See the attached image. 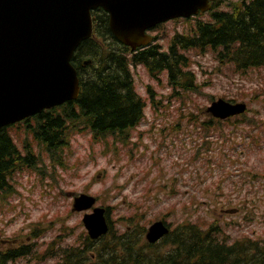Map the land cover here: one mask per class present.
I'll list each match as a JSON object with an SVG mask.
<instances>
[{"label": "rangeland", "instance_id": "374dc122", "mask_svg": "<svg viewBox=\"0 0 264 264\" xmlns=\"http://www.w3.org/2000/svg\"><path fill=\"white\" fill-rule=\"evenodd\" d=\"M198 19L212 20L211 10L187 21L167 22L150 34L166 48L163 37L185 32ZM190 55L199 91L174 94L166 72L153 76L143 65H132L137 92L146 105L143 120L129 131L125 142L111 134L95 138L88 128L68 129L64 164L54 162V169L49 153L32 135L20 131L18 137L11 131L22 150L28 141L38 166L47 167L16 172L15 192L0 198L1 251L26 241L37 242L36 252L50 243L60 248L79 243L87 232L82 218L92 211L72 209L74 198L82 193L96 196V206L111 207L109 219L118 234L130 227L148 229L165 215L173 228L180 223L218 222L231 241L250 236L264 242V68L241 73L209 50H192ZM210 95L247 103V115L258 118L262 126L256 129L262 149L251 146L252 138L245 135L248 125L236 116L243 120L239 128L225 127L231 138L218 140L219 131L214 130L211 149L197 153L203 132L200 122L211 118ZM37 226L43 230L33 237L31 231ZM29 257L16 264L56 261Z\"/></svg>", "mask_w": 264, "mask_h": 264}, {"label": "trees", "instance_id": "16d2710c", "mask_svg": "<svg viewBox=\"0 0 264 264\" xmlns=\"http://www.w3.org/2000/svg\"><path fill=\"white\" fill-rule=\"evenodd\" d=\"M223 5L227 8L224 9ZM211 15L212 20L198 19L185 32L176 31L170 38L163 37L168 42L166 48L155 42L134 52L115 38L107 12L102 8L94 10V34L79 45L71 60L81 81L78 99L46 110L26 126L13 130L14 133L19 134L18 137L20 131L26 136L32 135L49 153L55 169L54 162L64 164L62 155L68 144V129L74 131L77 126L82 131L88 128L95 138L111 134L125 142L129 139V131L141 123L146 103L137 92L132 65H143L153 76L166 72L174 94L199 91L200 84L192 69V50H209L216 59L232 64L237 72L264 68V0H215ZM185 20L188 19L175 22ZM149 91L152 93L151 86ZM210 97L215 99L213 95ZM240 117L248 125L245 135L252 138L251 146L262 149L261 135L256 132L262 128L260 120L249 117L247 112ZM240 117L221 120L211 115L208 120L200 122L203 132L197 153L211 149L214 130L219 131L218 140L225 142L231 138L225 127L230 124L238 129L239 122L243 121ZM14 133L8 129L0 130V198L15 192L16 172L25 167L37 170L47 167L45 163L38 166V156L28 141H24L22 150ZM106 208L112 236L102 238L100 243L87 236V256L90 261L95 259V264H264V242L250 236L231 241L218 222L208 225L180 223L161 244L175 245L171 253L167 256L147 253L144 248L153 244L138 247V238L131 236V231L118 234L109 219L111 207ZM41 230L42 227L37 226L31 234L37 237ZM146 231L143 228L140 234ZM37 246V242L26 241L14 248L0 250V264H16L19 258H30L31 255H35L32 259L46 262L47 257L54 256L51 243L42 252H36ZM78 249L72 245L62 250V255L69 258L68 264H78L76 257L86 255L85 250L83 253Z\"/></svg>", "mask_w": 264, "mask_h": 264}, {"label": "water", "instance_id": "95a60500", "mask_svg": "<svg viewBox=\"0 0 264 264\" xmlns=\"http://www.w3.org/2000/svg\"><path fill=\"white\" fill-rule=\"evenodd\" d=\"M213 0H0V129L46 109L75 101L80 94L78 71L71 63L79 45L94 34L93 11L103 8L115 38L133 51L154 39L150 29L176 18L211 9ZM244 102L219 98L207 108L214 117L243 114ZM96 197L76 196L74 211L85 213L89 236L109 230L106 208ZM169 232L153 223L147 239L154 243Z\"/></svg>", "mask_w": 264, "mask_h": 264}, {"label": "flooded vegetation", "instance_id": "af4514ba", "mask_svg": "<svg viewBox=\"0 0 264 264\" xmlns=\"http://www.w3.org/2000/svg\"><path fill=\"white\" fill-rule=\"evenodd\" d=\"M38 115H35V116H33V117H31L30 119H27V120H24V121H21V122H18V123H16V124H14V125H11V126H9L7 129L8 130H17V129H19V128H21V127H24V126H26V124H27V122H30V121H34V118L35 117H37ZM165 215H163V216H161L158 220H162V221H164L165 222V224L169 227V233L167 234V235H169L171 232H173L174 231V229H175V227L173 228L172 226H171V224L165 219V217H164ZM155 221H157V220H155ZM149 229V228H148ZM148 229H147V231H146V233H145V236H144V239H143V241L141 240L142 239V235H144V234H140V232L141 231H139V228H138V230L136 229V228H129L128 229V232L129 231H131L130 232V235L131 236H134L135 238H138V247H143V246H146L148 243H150L148 240H147V232H148ZM124 234V233H123ZM125 234H127V233H125ZM129 234V233H128ZM120 235H122V234H120ZM166 235V236H167ZM112 236V234H111V232L109 231L106 235H104L103 237H101L100 239H98V240H92V241H96L97 243H100L101 241V239L102 238H107V237H111ZM165 236V237H166ZM164 237V238H165ZM164 238L163 239H161L160 241H158L157 243H150V244H153V246H148V247H145L144 248V250H145V252H147V253H151V254H154V253H161V254H163V255H168L169 253H171L172 251H173V249H175L176 248V246L175 245H173V244H165V245H163V246H161V244H162V241H164ZM108 239V238H107ZM57 240V238L55 239V241ZM91 240V239H90ZM106 240V239H105ZM97 243H95V244H97ZM72 245H74V246H77V248H79L78 250H81V251H83V253H84V250H85V256H77L76 257V261L78 262V264H95V262H96V260L95 259H93V261H90L89 259H88V253H89V250H87L86 249V246H88V241H87V234L85 235L84 234V236H82V240L79 242V243H76V242H74V243H71V246ZM70 245H68V244H66V245H62V248H60V246L58 247V244L56 243L55 245H54V248H55V252H54V256H53V258H55V260L56 261H53V263L52 264H68L70 261H69V258H67V257H65V256H63L62 255V250L63 249H65V248H69V247H71ZM20 259V258H19ZM23 259V258H22Z\"/></svg>", "mask_w": 264, "mask_h": 264}]
</instances>
